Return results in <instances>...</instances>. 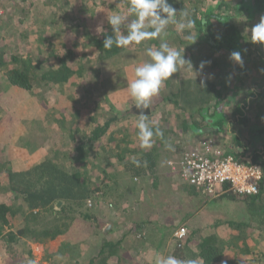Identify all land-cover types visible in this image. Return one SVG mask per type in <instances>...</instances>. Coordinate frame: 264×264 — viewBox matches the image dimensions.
<instances>
[{"label":"trees","instance_id":"trees-1","mask_svg":"<svg viewBox=\"0 0 264 264\" xmlns=\"http://www.w3.org/2000/svg\"><path fill=\"white\" fill-rule=\"evenodd\" d=\"M169 2L177 11L186 8L192 13L195 24L189 33L191 40H186L174 25H169L161 38L127 48L114 45L105 49V35H114L107 16L112 12L127 13L128 0H0V8H3L0 33L8 28L16 32L5 33L8 41L0 44V87L3 88L0 101L6 98L5 107L14 109L27 95L47 90L54 91L52 97L56 101L61 95L74 94L79 96L74 102L83 103L87 96L92 103L82 124L76 119L80 112L76 104L72 124L66 123V117L59 121L67 130V138L62 139L61 144H35L39 137H47V131L43 134L38 131L46 128L48 120L35 117L28 122L26 119L30 130L20 141L23 149L31 147L27 151L31 157L36 151L35 160L21 170H14L10 159L0 163V174L4 175L3 180L0 176V264L14 261L21 264L22 252H28L30 239L42 242L46 248L43 259L47 264H144L148 252L152 258L159 252L181 260L198 259V264H240L237 257L247 261L244 264H264V152H250L251 161L263 172L259 190L254 194L234 192L228 184H224L220 192L207 193L183 180L179 170L168 166L169 159L185 152L194 149L205 152L206 147L215 149L217 142L213 141L211 131H204L208 128L204 124L207 117L212 118V124L219 129L220 142L225 130L215 114L223 109L219 108L221 100L226 104L228 99L234 102L230 110L234 117L227 125L229 133L233 132L232 137L227 136L229 140L243 145L240 132H235L240 125L250 127L247 136L251 137L254 131L253 137L264 135V51L251 50L256 45L249 39L251 27L264 16V0ZM19 3L25 4L23 17L16 19L19 23L23 22L29 5L36 8L55 5L61 12L69 7L77 15V28L86 27L87 31L66 42L41 21L29 27L30 31L20 29L13 20ZM99 4L103 6L97 11ZM108 11L111 14L107 15ZM100 25L103 32L97 31ZM123 29L122 25L121 30L126 34ZM161 39L176 48L185 46L184 57L191 60L194 70L201 61L210 63L200 77L177 78V72L164 82L158 95L163 102H168L169 108L164 112L172 117L165 114L166 121L170 118L166 126L161 125L163 120L154 123V128H159L163 136L154 135L152 147L142 149L140 143L138 147L133 146L138 130L131 128L138 120L133 122L132 116L139 118V115L126 114L119 103L106 107L108 99L103 91L97 90V85L104 82L103 64L114 63L120 54L132 56L139 51L146 61L145 49L158 46ZM19 46L24 50L20 55L16 53ZM234 51L241 53L242 65L230 59ZM134 69L135 66L126 63L125 69L117 75L132 73L134 77ZM231 80L237 87L247 89L246 94L235 101L229 91ZM246 82L248 85L244 84ZM72 85L80 89L72 92ZM239 94L242 95L240 90L235 93ZM153 106L150 105L151 111L147 113L150 121H154ZM209 108L213 109L211 116H207ZM45 109L47 118L56 115L49 106ZM0 110L5 109L0 107ZM230 113L221 115L229 118ZM2 118L0 116V123ZM250 122L252 125L248 124ZM189 130L204 137L194 143L195 147L185 148L183 140L176 139ZM169 134L175 135L172 139L175 157L162 149L163 140ZM3 147L6 149V144ZM16 148L13 146L12 150ZM248 148L249 145L241 149L244 155ZM224 150L223 155L236 157L239 154ZM133 158L140 161L139 166L133 164ZM116 163L120 167L110 171L111 165ZM123 179L126 180L124 186L119 184ZM125 194L132 197L126 198ZM203 205L219 208V216L210 221L195 216L201 206L209 210ZM119 208L127 213L121 216L123 211L118 213ZM39 210L46 212L42 215ZM235 210L241 215L235 214ZM108 211L113 212L108 214ZM106 223L107 230L104 229ZM181 226L186 227L187 232L177 238L174 232ZM92 244H96L97 249L90 251ZM226 254L230 256L226 258Z\"/></svg>","mask_w":264,"mask_h":264},{"label":"rangeland","instance_id":"rangeland-1","mask_svg":"<svg viewBox=\"0 0 264 264\" xmlns=\"http://www.w3.org/2000/svg\"><path fill=\"white\" fill-rule=\"evenodd\" d=\"M18 3V2H17ZM24 3H19L17 6V9L15 10V16L13 17V20L15 21V23L17 22L16 19L19 17H23L22 16V12H23V8H24ZM103 6L102 4H99L98 6H96V10L100 11V7ZM55 5H44V6H39V7H35V6H28V10L25 13V18L23 19V22L19 23L17 22L18 26L20 29H25V30H29V27H33L32 25L39 23V21H41L42 23H44L43 25L46 27L51 28V30L53 31L54 35H56L57 37L66 40L70 42V40H73L74 38H76L77 36L79 37L80 35L82 36L83 34H85V32L87 31L86 27H82L79 26L77 28L76 25V21L78 20L76 17L77 15L74 14L72 12V10H70V8H66L64 9V11H57V9L55 8ZM3 10V8H0V11ZM1 13V12H0ZM111 14L110 11L107 12V15ZM113 14V12H112ZM64 15V16H63ZM102 23V22H101ZM100 23V24H101ZM78 24V22H77ZM80 25V24H79ZM102 25L98 26L101 28ZM249 29V28H248ZM125 30V28L123 29ZM5 33H8L9 35H13L12 33H15L14 31L11 30V28L5 29L4 30ZM30 31V30H29ZM5 33H3V31L0 33V44L5 43V41H8V38L4 37ZM78 33V34H77ZM249 33V31H248ZM18 34V33H17ZM30 34V32H29ZM31 35V34H30ZM35 36V35H34ZM13 41L15 42V40L13 39ZM256 46L251 47L252 49H257L259 48L260 50L264 51L263 45L256 43ZM19 55L24 51L22 50V48H20V46L17 48L16 50ZM87 50L85 49V54ZM121 55V54H120ZM117 56L115 59V62H110L111 64L108 63L103 64V68H102V76L104 79L103 84H98L97 85V90L99 91H103V95H105L108 99V101L106 102V107H112V104L115 105V103H119L120 104V108H122L124 111H126L128 115H131L130 112H133L132 110V101L131 98L128 95L127 92V83L131 82V80L134 78L133 74H129V75H117L120 71H122L123 69H125L126 67V63L131 65L132 67H137L138 65L142 64L144 61V57L142 55V53L139 52H133L132 56H130V54L125 55L122 54V56ZM132 60V61H131ZM243 61V60H242ZM242 65V64H241ZM179 76L177 78H183L184 75L186 76H190V77H195V74L192 72H188L185 70V68H181L180 71L178 72ZM202 72H198L196 77H200ZM229 74H230V70H229ZM204 76V75H203ZM123 83H121V82ZM248 82L244 83L247 84ZM229 91L231 95V98L234 97V101L236 98L239 97H243L246 92L247 89L244 88V86H239L237 87V85H234V80L229 81ZM248 85V84H247ZM0 89H3L2 87H0ZM70 89H72L74 91H78V89H80L77 85L74 86H70ZM76 89V90H75ZM241 91L242 95H235V93L237 91ZM107 92V93H106ZM52 93H54L53 90L50 91H45L43 93H37L34 96H30L27 95L24 100L20 101L18 103L17 106H15L14 109H10V108H6L5 106L6 103V98L4 99V101H0V107L5 109L4 111L0 110V116H2V122L0 123V147L3 148V151L7 152L8 154H15V152L18 154L14 155L13 158H17V160L14 159V161L16 162L17 165H28V163H32L35 159L33 158L34 156L36 157V151L32 154L33 157H31L30 154L25 153L22 154V149H23V144H21L20 138L23 135L28 134V131L30 130V126L25 124V120L27 119V121L29 122L30 119L32 118H40L43 121L46 122V120H48V124H46V128L38 131L40 134L45 133V131H47L48 135L47 137H42V138H38V140H36V142H34L35 144L37 142H41V143H45V144H53V143H58L61 144L62 139L66 140L67 138V133H66V128L63 127L62 124L59 123L60 120L63 119V117H66L68 119V121H66V123L68 125L72 124L73 121V115L76 114L73 111V107H75V104L78 105L80 112L79 114L76 116V119H78L79 124H82L87 116V113L90 111L88 110L90 107V104L92 106V103H90L89 101L91 100V97H85L83 99H86L85 102L83 103H76L74 102V99H76L77 101L78 99V95H74V94H70L69 95H61L58 97V101H56L55 99H53V95ZM74 95V96H73ZM82 98V96H80ZM88 99V100H87ZM233 99H228V103L226 104L223 100H221L220 106L223 107L221 113L225 114L226 113H230V110H233L234 108V102H232ZM152 105H154V118L152 121L153 124L154 123H158L159 120H163L164 125L166 126V124H169L170 118L172 117L171 114L165 113L164 110L169 106H168V102L166 101H162L161 97H159V95L153 97ZM49 106V108H51L52 110H54L56 112V115L54 117H48V113L45 109L46 106ZM5 107V108H4ZM167 108V109H168ZM213 108V107H212ZM221 110V109H219ZM150 111H151V107H150ZM219 111L216 112L215 114V118H217V122H222L221 125L224 126V130H226L227 124L230 122L229 119L232 120V118L234 117V114L230 113L229 118H226L225 116L221 115V113H218ZM165 114L167 116H169L167 118V121L164 119ZM236 115V114H235ZM130 117V116H129ZM138 117V116H137ZM222 117V118H221ZM133 122L136 121V119L139 118H134L132 116ZM169 119V121H168ZM127 122V121H125ZM122 124V123H121ZM125 125V124H124ZM171 125L172 121H171ZM212 125H209V127H211ZM222 126V127H223ZM136 125L132 124L131 128H135ZM162 127V126H160ZM138 130V129H136ZM222 130V128H221ZM220 130V131H221ZM228 132V131H227ZM14 134V135H13ZM65 135L62 136V135ZM248 134V132H247ZM182 135V134H181ZM233 133L229 134V137H232ZM64 137V138H63ZM180 137V135H179ZM183 137V135H182ZM185 137V135H184ZM184 137L181 139L183 140L181 143H183V145H187V142L189 143L190 141H188L187 136L186 139L184 140ZM134 138L136 139V141L134 142L133 146L138 147V136L136 134V136L134 135ZM175 138L174 134H169L166 139H164L163 144L164 146H162V149H167V151L172 154V157L177 156V154H175V152H173L174 147L172 145H174V143L172 142ZM10 141V142H9ZM250 143L256 147V150H260L262 152H264V135H258L257 137H253L251 135L250 137ZM230 142L234 143V141L230 140ZM229 142V143H230ZM10 143V144H9ZM6 144V149L3 147ZM64 145V144H63ZM62 145V146H63ZM13 146H17L16 151L12 150ZM140 146V145H139ZM171 147V148H170ZM28 149H31L28 148ZM20 151V152H19ZM28 151V150H27ZM11 162V160H10ZM115 162V161H113ZM102 163H99V165H101ZM118 164L116 163V165L112 164L110 167V171L113 169H118ZM1 179L3 180V174H0ZM122 186H124V184L126 183V180H120L119 184ZM175 187V186H174ZM176 194H178L177 192H175ZM126 198H131L132 196L130 194H125ZM175 196V195H174ZM127 203V202H126ZM229 210V209H228ZM226 210V211H228ZM122 212L123 216L125 213H127L126 211L124 212V209L119 208L118 213ZM46 212V211H45ZM113 211H108L109 213H112ZM235 214L237 215H241L240 212L237 213V210L234 211ZM238 216V217H239ZM117 219V218H116ZM112 220V219H111ZM107 223L104 225V229L107 230L106 228ZM117 227V226H116ZM219 227V225H218ZM241 232H244L241 231ZM112 236V235H111ZM218 236V235H217ZM225 241H228L227 238H224ZM251 246L254 245V242L251 241L250 242ZM263 246H264V242H263ZM260 248H263L262 245ZM96 244H92L90 247V251L96 250ZM153 254V253H152ZM154 255V254H153ZM228 255L230 254H226V258H228ZM146 259L148 260H154V258H152V255L149 254L146 255ZM238 259V263L240 264H244L247 261L237 257ZM219 264V263H218Z\"/></svg>","mask_w":264,"mask_h":264},{"label":"clouds","instance_id":"clouds-1","mask_svg":"<svg viewBox=\"0 0 264 264\" xmlns=\"http://www.w3.org/2000/svg\"><path fill=\"white\" fill-rule=\"evenodd\" d=\"M107 20L114 35H105L103 40L105 49H111L114 45L117 48H127L130 45H141L145 41L161 38L169 25H174L178 33L184 34L186 40H191L189 33L195 24L193 15L188 9L177 11L169 0H128L127 13L115 12L107 16ZM122 25L126 34L121 30ZM97 31L104 30L98 28ZM250 32L249 39L252 43L264 45V16L251 27ZM184 51L185 46L176 48L161 39L158 46H149L145 49L148 59L135 67L134 78L127 83L132 106L139 110L136 128L142 149L152 147L154 135L163 136L159 128H154L153 122L148 119V114H145L144 110L150 109L152 98L160 93L164 82L181 68L194 73L196 78L197 73L202 72L206 64L210 63L201 61L198 69L194 70L191 60L185 59ZM230 59L243 63L239 51L232 52ZM201 85H204L203 80ZM132 162L136 166L140 165V161L135 158ZM155 264H198V259L181 260L174 255L166 257L157 255Z\"/></svg>","mask_w":264,"mask_h":264},{"label":"built area","instance_id":"built-area-1","mask_svg":"<svg viewBox=\"0 0 264 264\" xmlns=\"http://www.w3.org/2000/svg\"><path fill=\"white\" fill-rule=\"evenodd\" d=\"M211 150V147H206L205 152L198 149L185 152L175 159H169L168 166L179 170L183 180L203 188L207 193L220 192L224 184L240 194L258 192L263 179L258 164L232 154L223 155L217 149ZM186 232V227L181 226L174 232V236L181 238Z\"/></svg>","mask_w":264,"mask_h":264},{"label":"crops","instance_id":"crops-1","mask_svg":"<svg viewBox=\"0 0 264 264\" xmlns=\"http://www.w3.org/2000/svg\"><path fill=\"white\" fill-rule=\"evenodd\" d=\"M239 98H242V97H239ZM153 99V98H152ZM212 108V107H211ZM210 109V108H209ZM213 110V109H212ZM211 109L209 110V112L207 113V116L209 115V116H211L213 113V111H212ZM246 114H248V112L246 113ZM212 122H213V120H212V118L211 117H207V119H206V123L207 124H204L205 126L204 127H208V128H206V129H204V131H211L212 132V135L211 136H213V138L212 139H214L213 141H215V142H217V144H216V146H215V149H217V150H222V153H224V149H227V150H229V151H231V152H233V153H239L238 154V156H236L237 158H240V159H243V160H250L251 159V154H250V152L251 151H255L256 150V147L255 146H251V143H250V135H248L247 136V134H246V132H247V130L250 128V127H247V128H245L244 127V125H240V129H235V132L236 131H239L240 133L239 134H241L240 135V138H241V140H242V144L243 145H237L236 143H231L230 142V140L227 138V136L230 134V133H233V132H231L230 131V133H229V128H228V130H225L224 132H222V137H221V141L219 142V129H218V127L217 126H214V124H212ZM210 123V124H209ZM239 123V122H238ZM252 123L253 122H250V123H248V124H250V125H252ZM209 125H212L211 127H209ZM227 125H229V123L227 124ZM232 126V125H231ZM233 126H239V125H236V124H234ZM235 128H237V127H235ZM230 130H231V128H230ZM228 131V132H227ZM254 133H255V131H254ZM253 133V134H254ZM183 135V137H184V135H185V137H184V140L186 139V136H187V139H188V141H190L189 143L187 142V145H186V147L185 148H192V147H195V146H193L194 145V143H196L197 141H199L200 139H202L204 136L202 135V134H195V133H193V131L192 130H189L188 132H185V133H180V136H182ZM251 134V133H250ZM253 134H251L252 136H253ZM233 136V135H232ZM206 137V136H205ZM208 137H210L209 135H208ZM257 137V136H256ZM181 141V138L179 137V136H177V139H176V141ZM230 142V143H229ZM198 143V142H197ZM10 144V143H9ZM247 145V146H246ZM248 145H249V147L250 148H248V150H247V152L245 153V155L242 153V151H241V149L242 148H246V147H248ZM27 148L26 149H22V154H25V153H27ZM16 151V150H15ZM249 151V152H248ZM20 152V151H19ZM7 154V155H6ZM17 153L15 152V154H13L12 153V155L11 154H8L7 152H5V151H3V150H1L0 151V163H2L5 159H10L11 160V166L13 167V169L14 170H21V169H25L26 168V165H17L16 164V162L14 161V159L15 160H17V158H13V156L14 155H16ZM250 154V155H249ZM18 155V154H17ZM8 156V157H7ZM9 160V161H10ZM1 165V164H0ZM204 206V205H203ZM205 207V206H204ZM210 207V206H209ZM206 208V209H209L208 211L207 210H205L204 208H202V206H201V208L199 209V211L198 212H196L195 213V216H197V217H202V219L204 220V218L205 219H207V220H213L214 218H217L218 216H219V208L218 209H216V207L215 208ZM226 209V208H225ZM207 211V212H206ZM222 212H226V211H224V210H222ZM237 212H238V210H237ZM38 213H40V214H45V212H43V210H39L38 211ZM29 242H30V246L28 247V252L26 253L25 251H23L22 252V263L21 264H47V262L46 261H44V259H43V257L45 256V253H46V248L44 247V245L42 244V242L40 243V242H37V241H35L34 239H30L29 240ZM78 247V246H77ZM88 248V247H87ZM78 250L79 251H81V247L80 248H78ZM90 250V249H89ZM151 250V249H150ZM149 250V251H150ZM235 252V251H234ZM153 254H156V252L153 250V252H152ZM157 255H160V253L158 252L157 254H156V256ZM160 256H164V257H166V255L165 254H162V255H160ZM230 255H228V257H229ZM154 258V257H153ZM156 258V257H155ZM155 258H154V260H146V263H144V264H155ZM12 264H17V263H15V261L12 263Z\"/></svg>","mask_w":264,"mask_h":264},{"label":"water","instance_id":"water-1","mask_svg":"<svg viewBox=\"0 0 264 264\" xmlns=\"http://www.w3.org/2000/svg\"><path fill=\"white\" fill-rule=\"evenodd\" d=\"M132 110H133L134 113L139 114V110H137V109L135 108V106L132 107ZM144 111H145V114H147V113L150 112V109H146V110H144ZM108 227H109V225L106 226V228H108Z\"/></svg>","mask_w":264,"mask_h":264}]
</instances>
